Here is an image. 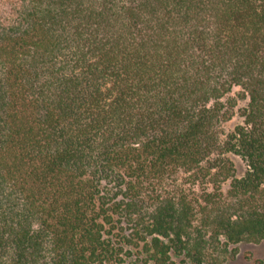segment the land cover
<instances>
[{
  "label": "trees",
  "instance_id": "obj_1",
  "mask_svg": "<svg viewBox=\"0 0 264 264\" xmlns=\"http://www.w3.org/2000/svg\"><path fill=\"white\" fill-rule=\"evenodd\" d=\"M263 241L264 0H0V264Z\"/></svg>",
  "mask_w": 264,
  "mask_h": 264
},
{
  "label": "rangeland",
  "instance_id": "obj_2",
  "mask_svg": "<svg viewBox=\"0 0 264 264\" xmlns=\"http://www.w3.org/2000/svg\"><path fill=\"white\" fill-rule=\"evenodd\" d=\"M235 91H237L235 89ZM241 102L240 105H243ZM242 123V119L236 115L230 121L223 125L225 131H232L234 127ZM230 158L233 160L237 175L242 176L246 170L245 162L235 154H230ZM228 182L224 184L223 188L226 190L228 188ZM234 247V246H232ZM238 248V254L233 260H227L223 264H264V241L259 244L253 243H240L236 245ZM178 264H183L182 258L176 257ZM187 264V263H186Z\"/></svg>",
  "mask_w": 264,
  "mask_h": 264
}]
</instances>
